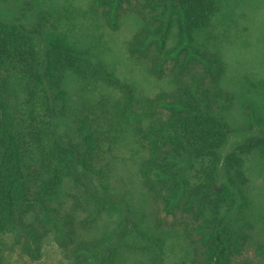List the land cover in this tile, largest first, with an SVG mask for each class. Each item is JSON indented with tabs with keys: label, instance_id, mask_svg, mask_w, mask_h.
Listing matches in <instances>:
<instances>
[{
	"label": "trees",
	"instance_id": "trees-1",
	"mask_svg": "<svg viewBox=\"0 0 264 264\" xmlns=\"http://www.w3.org/2000/svg\"><path fill=\"white\" fill-rule=\"evenodd\" d=\"M124 3L139 21L126 43L129 59L166 81V87L138 90L59 35L47 36L66 24L53 10L39 9L38 0L19 2V12L9 0H0V264H5L1 255L9 237L22 243V254L41 258L66 183L78 184L80 175L100 178L94 199L101 201L100 194L110 190L109 154L128 140L136 147L138 178L120 198L136 217L148 215L150 223L140 227L149 231L150 224L163 236L158 246L169 239L178 244V232L192 264H250L241 259L252 236L236 230L228 217L239 195L247 199L245 156L261 148L264 139L252 137L238 145L226 157V167L218 166L234 135L229 111L237 102L224 82V51L210 35L219 4L92 0L83 18L95 17L116 31ZM69 15V21L77 18ZM71 83L79 92L76 98ZM92 83L110 91L93 94ZM240 108L246 114L253 110L248 103ZM202 160L207 163L201 172L188 167ZM85 203L83 210L96 206L88 199ZM91 217L78 227L73 211L63 216L56 236L66 264H121L118 247L99 257L107 229L100 232L102 225L97 226L93 234L103 238H93L87 230L95 221ZM159 258L153 264H160Z\"/></svg>",
	"mask_w": 264,
	"mask_h": 264
},
{
	"label": "rangeland",
	"instance_id": "rangeland-1",
	"mask_svg": "<svg viewBox=\"0 0 264 264\" xmlns=\"http://www.w3.org/2000/svg\"><path fill=\"white\" fill-rule=\"evenodd\" d=\"M18 1L21 3L24 0H9L15 12L21 10L18 8ZM91 1L38 0L39 9L53 10L58 16H63V23L66 24L46 35L50 37L59 35L68 45L87 52L95 61L105 63L117 77L133 84L138 90L152 92L157 86L166 87V81L155 79L144 66L129 59L126 43L139 26V21L134 15L127 13V4L120 6L119 28L112 31L95 20V17L83 18V14L89 11ZM215 1L219 4V10L210 28V35L213 36V43L224 51V59L227 62L224 82L237 97L235 106L229 111V117L234 121L232 124L234 135L226 148L222 150L221 163L218 165L225 168L226 157L233 153L238 145L252 137L264 139V0ZM69 14L76 15L77 18L73 22L72 19L69 21L67 18V16L70 17ZM73 86L75 85L71 83V94L76 98L79 92L74 90ZM92 87L95 89L93 94L96 95L110 91L109 87H100L94 83L90 89ZM85 93L88 92L85 90ZM247 103L253 108L249 110V116L244 108L243 111L240 108ZM131 145H134L133 142L128 140L119 144L113 153L109 154L113 156L111 172L106 177L110 190L100 194L101 201L94 199L99 180H101L98 177L91 176L87 179L80 175L78 184L72 181L70 185L68 183L64 185L61 199L58 201L59 212L57 216L52 215L49 224L52 233L44 240L39 260L32 259L28 255L29 259L26 253L22 254L20 251L22 243L20 242V245L9 237L6 240V246L3 247L4 252L1 256L5 260L2 262L5 264H66L67 261L59 247L60 236H56V233L62 228L65 213L73 211L74 216L77 217L75 224L78 227L80 221L90 216L95 219L93 225L88 226L87 229L91 231L93 238L102 241L101 234L98 237L93 234L97 226L102 225L100 232L107 229V242L100 249V258L110 248L118 247L121 264H153L157 255L160 256L159 259L162 258L160 264H192L190 250L178 232H174L177 234L178 244L169 239L168 245L160 248L158 241L163 236L150 224L149 231L140 227L141 222L150 223L148 215L141 212L143 217H136L138 215L130 213L121 201L120 197L127 191V187L135 185L133 180L138 178L137 169L134 167L136 158L132 157L136 147L133 148ZM206 163L203 160L192 161L188 167H192V172L196 170L199 173ZM244 171L249 178L246 202L239 195L236 206L228 218L236 230L249 232L252 236L241 260L250 264H258V262L264 264V249L260 251V244L257 246V243L264 244V144L245 156ZM82 183L86 186H82ZM125 198L128 199L127 196ZM134 198L129 197V201H134ZM86 199L91 200L92 206L93 203L96 206L83 210ZM140 200L143 202V199L140 198ZM125 231L132 232V235L124 238L122 234ZM58 234L61 235V231Z\"/></svg>",
	"mask_w": 264,
	"mask_h": 264
}]
</instances>
